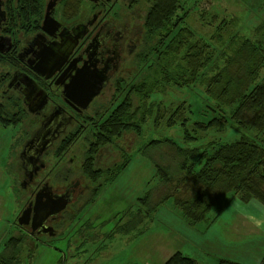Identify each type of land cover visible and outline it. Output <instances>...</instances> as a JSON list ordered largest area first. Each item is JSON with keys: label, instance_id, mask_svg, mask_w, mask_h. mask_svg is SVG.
Segmentation results:
<instances>
[{"label": "rangeland", "instance_id": "obj_1", "mask_svg": "<svg viewBox=\"0 0 264 264\" xmlns=\"http://www.w3.org/2000/svg\"><path fill=\"white\" fill-rule=\"evenodd\" d=\"M45 1L21 0L18 12L22 26H32L29 32L44 20ZM110 8L111 14L121 11L122 0ZM172 10L173 15L166 20L154 11L153 16L161 20L154 26L160 28L162 40L156 57L143 67L144 72H149L144 75L146 84L132 90L137 81L125 82L122 92L105 112L104 124L100 125L97 117L89 130L93 137L99 128L108 136H116L123 129V117L129 115L134 125L140 126L135 131L145 137L136 143L121 139L126 142V149L133 148L129 165L102 188L95 203L80 213L77 223L73 222L72 227L69 224L71 228L67 227L62 240L53 237L54 241L46 240L44 244L33 239L20 247L18 258L11 255L10 264H164L177 252L198 264H218L222 260L259 264L263 259L264 205L257 200L245 203L240 200L241 194L231 193L197 224H190L173 200L153 214L141 203L153 187L154 192L162 188L155 157L162 160L170 152L166 147L163 151L161 146H151L149 154L144 155L140 151L144 144L168 139L184 149L196 150L190 166L197 170L205 165L214 146L241 138L244 132L232 119V108L218 104V88L216 97L210 92V79L216 75L213 66L217 54L230 52V48L222 47L229 39L247 37L264 49V0H175ZM226 36L228 40L224 39ZM172 40L178 42L174 47L169 44ZM204 54L208 56L203 59ZM191 58L195 61L191 70L196 63L199 69L190 72L193 79L180 77L182 70L190 66ZM260 62L263 64V59ZM178 65L183 66L179 74L168 73ZM262 81L264 65L255 83ZM83 124L87 126V122ZM16 134L12 126L0 123V255L6 253L9 239L19 233L14 220L25 202L20 187L23 176L10 172L9 153ZM250 134L264 146L262 134ZM149 200L153 202V198ZM139 209L146 215L144 221L136 217ZM74 235L77 238L69 244Z\"/></svg>", "mask_w": 264, "mask_h": 264}, {"label": "flooded vegetation", "instance_id": "obj_2", "mask_svg": "<svg viewBox=\"0 0 264 264\" xmlns=\"http://www.w3.org/2000/svg\"><path fill=\"white\" fill-rule=\"evenodd\" d=\"M116 1L46 0L45 13L50 2L54 3L52 17L59 26L50 24L49 31L43 30V20L29 32L32 26L25 28L21 24L19 0H0V123L17 130L9 153V171L23 176L20 187L25 202L14 225L19 230L17 236L23 234L21 237L26 238L27 243H32L33 239L44 244L46 240H53L50 231L42 227L34 230L31 222L24 225L18 222L27 210L31 211L32 220L37 193L50 189L53 197L67 195L70 198L65 210L50 216L44 223L56 233V238L62 240L69 224L72 227L73 222L77 223L80 213L100 196L105 179L100 171L113 168L124 154H131L133 148L126 149V142L121 139L126 141L128 138L136 143V140L141 142L145 138L136 131H123L113 140L111 147H107L103 142L111 138L105 139L100 134V148L95 149L98 134L93 137L89 132L97 117H100L101 124L125 82H144V75L149 72H144L143 67L156 57L160 48L161 30L149 22L154 7H158V0H122L121 11L111 14L110 6ZM83 31L84 37L74 47L67 62L51 78H46L50 70L43 69L45 75L37 71L41 56L44 57L47 51L51 55L66 52L72 48L69 38ZM83 68L82 73L89 69L106 70L107 76L99 97L85 110L66 100L64 93V86L75 77L77 70ZM31 80L47 93L43 107L29 100L33 91ZM135 84L132 90L138 85ZM57 109L63 110L64 118L70 120L69 125L51 147L26 167L23 156L28 144L50 128L47 121ZM83 122H87V126ZM130 123L134 125V121ZM15 126L20 127L19 132ZM16 145L18 148L14 150ZM43 231H47L46 234ZM71 237L69 244L77 235Z\"/></svg>", "mask_w": 264, "mask_h": 264}, {"label": "trees", "instance_id": "obj_3", "mask_svg": "<svg viewBox=\"0 0 264 264\" xmlns=\"http://www.w3.org/2000/svg\"><path fill=\"white\" fill-rule=\"evenodd\" d=\"M18 3L20 8L21 0ZM45 4H42L43 10H45ZM173 5H175V0H158V9L152 11L150 24L154 26L161 22L159 18L153 16L156 14L154 12L156 10L163 19H169L173 15L171 13L174 11L172 10ZM179 22L180 20L177 19V23ZM222 28L220 32H222ZM179 36L183 38L182 34ZM224 39L228 40L227 36ZM161 40L160 37V42ZM177 43V40H172L169 44L174 47ZM222 47L230 48V52L225 55L224 53L217 54V60L213 66L216 75L210 79V92L212 97H216V88L219 89L216 99L220 103H217L232 108L230 115L244 133L234 143L214 146V150L208 155L205 165L197 170L190 166L197 154L196 150L184 149L168 139L144 144L140 149L144 155L149 154V147L151 146L157 148L161 146L159 149L163 151L166 147L170 151L166 158L163 159L162 157V160L155 157L162 188L158 192H154L152 189L156 187H153L141 200L148 213L153 214L167 201L173 200L175 207L182 210L185 219L190 224H197L206 219L213 206H216L231 193L241 194L240 200L245 203L257 200L264 205V146L256 143L250 134V132H255L264 136V81L259 84L255 83L264 65V49L247 37L229 39ZM213 53L210 55L213 56ZM207 56L208 54H204L203 59ZM260 59H263V64ZM219 60H222L223 63H218ZM189 62L190 66L187 70H182L183 74L180 77L193 79L190 72L196 73L199 65L196 63L191 70V64L195 61L191 58ZM181 68L183 66L178 65L175 70L168 73L179 74ZM169 78L172 77L169 76ZM187 83L185 82V84ZM144 84L146 83L143 82L134 88H141ZM222 117L224 119V116ZM130 122L132 120H130L129 115L123 117V129L116 136H108L99 128L98 143L95 145V149L100 148V134L101 137L111 138V140L103 142L104 146L111 147L115 142L113 140L123 131L138 130L140 126L132 125ZM220 122L222 123L223 120ZM103 124L101 122L100 125ZM131 157V154H124L121 161L115 164L113 168L100 171L105 178L103 186L111 183L129 165ZM149 197L150 199L153 198V202L149 200ZM136 217L142 221L146 219V215L142 213L141 209L138 210ZM48 241L52 242L54 239ZM26 243V238L21 236L9 239L5 245L6 253L0 255V264H10L8 259L12 254L18 258L20 247ZM164 264H198V262L181 252H177ZM218 264L238 263L222 260ZM259 264H264V257Z\"/></svg>", "mask_w": 264, "mask_h": 264}, {"label": "water", "instance_id": "obj_4", "mask_svg": "<svg viewBox=\"0 0 264 264\" xmlns=\"http://www.w3.org/2000/svg\"><path fill=\"white\" fill-rule=\"evenodd\" d=\"M53 1L56 0H51V2ZM91 1L93 3H97L98 0ZM51 2L47 7L44 16V28L42 29L46 31H49L47 27L50 24H57V27L59 26V23L52 17V9L55 4ZM1 7L2 4L0 2V11L2 12ZM83 37L84 31L81 34L76 35L74 38H69L70 41H72L70 43L72 48L64 53L51 55L49 54V51H47L44 57H40L41 62L38 65L37 71L41 75H45V73H42V70H50V73L46 74V78H51L55 71L61 69V67L67 62L72 50L78 45L79 40ZM83 70H85V68L77 70L75 77L71 79L68 85L64 86V93L67 95L65 96L66 100H71L74 104L82 107L85 110L90 106L93 100L100 95L107 81V76L106 70L100 72L96 69H89L82 73ZM31 81L33 84H30V87L33 91L30 94L29 100L33 104H38L39 107H43L47 102V93L40 89V87H38V85L33 80ZM70 103L71 102H68V104ZM47 123L50 124V128L45 130V132L40 137L30 142L24 152L23 161L26 167H30L32 160H36L46 149L51 147L56 138L65 131L70 123V120L64 118L62 109H57L49 118ZM36 198V203L33 205L34 216L32 220L31 211L27 210L23 212L18 222L20 225L31 222L34 224V230L42 227L41 229L50 231L49 234L52 237H55L56 233L52 232L53 230L51 228L45 227L44 223L50 216L65 210L70 198L67 195L53 197L50 195V189H43L42 192L37 193ZM44 198H46L45 202L43 201ZM47 231H43V233L46 234Z\"/></svg>", "mask_w": 264, "mask_h": 264}, {"label": "bare ground", "instance_id": "obj_5", "mask_svg": "<svg viewBox=\"0 0 264 264\" xmlns=\"http://www.w3.org/2000/svg\"><path fill=\"white\" fill-rule=\"evenodd\" d=\"M160 10H161V9H160ZM166 10H168V9H166ZM189 56H190V57H193V55H191V54H189Z\"/></svg>", "mask_w": 264, "mask_h": 264}, {"label": "crops", "instance_id": "obj_6", "mask_svg": "<svg viewBox=\"0 0 264 264\" xmlns=\"http://www.w3.org/2000/svg\"><path fill=\"white\" fill-rule=\"evenodd\" d=\"M99 197V196H98ZM98 199V198H97Z\"/></svg>", "mask_w": 264, "mask_h": 264}]
</instances>
